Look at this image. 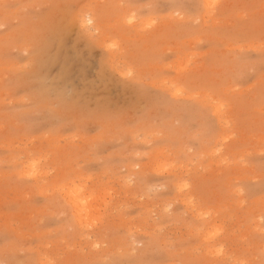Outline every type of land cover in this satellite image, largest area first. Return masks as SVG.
I'll list each match as a JSON object with an SVG mask.
<instances>
[{
  "label": "rangeland",
  "instance_id": "374dc122",
  "mask_svg": "<svg viewBox=\"0 0 264 264\" xmlns=\"http://www.w3.org/2000/svg\"><path fill=\"white\" fill-rule=\"evenodd\" d=\"M0 264H264V0H0Z\"/></svg>",
  "mask_w": 264,
  "mask_h": 264
},
{
  "label": "bare ground",
  "instance_id": "6f19581e",
  "mask_svg": "<svg viewBox=\"0 0 264 264\" xmlns=\"http://www.w3.org/2000/svg\"><path fill=\"white\" fill-rule=\"evenodd\" d=\"M78 188V187H77ZM74 190H72L71 189V192L72 193H70V191H69V193H68V195H69V199L71 200L70 202H72L74 205H75V207H76V209L77 210H81L82 209V207L84 208V207H86V206H84V200H85V198H84V200L82 199V198H79V191H81V189H76V188H73ZM78 193V194H77ZM82 196V195H81ZM86 201V200H85ZM72 204V205H73ZM73 207V206H72ZM81 208V209H80ZM86 209V208H85ZM83 211H85L84 209H83ZM78 212V211H77ZM86 212V211H85ZM87 214V213H86ZM85 213L83 214V212L81 213V215H86ZM82 217V216H81Z\"/></svg>",
  "mask_w": 264,
  "mask_h": 264
}]
</instances>
